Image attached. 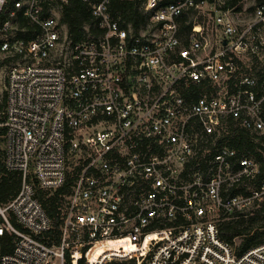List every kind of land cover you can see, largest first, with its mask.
I'll use <instances>...</instances> for the list:
<instances>
[{"label":"built area","instance_id":"1","mask_svg":"<svg viewBox=\"0 0 264 264\" xmlns=\"http://www.w3.org/2000/svg\"><path fill=\"white\" fill-rule=\"evenodd\" d=\"M245 1L0 0L3 163L21 176L0 264H264V242L221 231L264 202L260 162L231 145L264 146V1ZM69 178L49 244L37 191Z\"/></svg>","mask_w":264,"mask_h":264},{"label":"trees","instance_id":"2","mask_svg":"<svg viewBox=\"0 0 264 264\" xmlns=\"http://www.w3.org/2000/svg\"><path fill=\"white\" fill-rule=\"evenodd\" d=\"M245 0H227L226 7L240 6ZM258 3L263 2L264 0H256ZM115 6L121 7L123 12L131 10L136 19H138V12L135 10L134 4L129 2L115 1L113 2ZM76 11H85L86 8L84 5L77 3ZM6 11L2 14L1 20L4 18ZM65 21H68L71 25H74L79 22L78 18H65ZM3 105H0V111H3L6 105V97ZM3 122V115L0 113V204H7L18 192L21 186V176L17 172L8 171L3 163L4 159V150L1 149V145L5 144V132L6 128L1 125ZM263 139L258 143L254 142V138L250 134H243L240 139H231V145L234 146L241 155L245 156H254L261 164V168L264 170V146L261 144ZM71 191V179L69 178L67 183L59 192L50 194L47 191L39 189L37 191L38 198L42 201L47 213L54 219V226L51 230L53 236L51 238H46L49 244H52L53 241H59L60 235V206H61V197L60 194H68ZM252 216L248 223L245 220V217L249 213H239L237 219L232 221L224 222L221 226L222 235L225 239L232 241L235 237H243V241L238 245V250L244 251L252 246H255L259 243L264 242L257 241L256 238L251 234L252 229L256 220L264 214V202L262 203L259 209H254L251 211ZM13 249V239L10 236H4L0 238V254L11 252Z\"/></svg>","mask_w":264,"mask_h":264},{"label":"rangeland","instance_id":"3","mask_svg":"<svg viewBox=\"0 0 264 264\" xmlns=\"http://www.w3.org/2000/svg\"><path fill=\"white\" fill-rule=\"evenodd\" d=\"M244 3H247V5H250L252 3V1H244ZM243 3V4H244ZM261 63V61H260ZM5 90L4 88H0V105H3V103L5 102ZM4 109V108H1ZM1 149L4 150V145H1ZM247 213H249V215H247L245 217L246 222L248 223V221H250V217L253 215L251 210H249ZM237 219V217L231 218V219H226L224 222L227 221H232ZM252 236H254L256 238L257 241H262L264 240V214H261V216L256 220V223L254 225V229H252L251 234ZM243 241V237H237L235 238V243L237 245H240V243Z\"/></svg>","mask_w":264,"mask_h":264}]
</instances>
